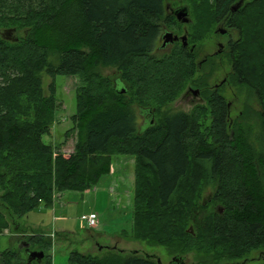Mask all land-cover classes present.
I'll list each match as a JSON object with an SVG mask.
<instances>
[{"label": "trees", "instance_id": "16d2710c", "mask_svg": "<svg viewBox=\"0 0 264 264\" xmlns=\"http://www.w3.org/2000/svg\"><path fill=\"white\" fill-rule=\"evenodd\" d=\"M167 1L0 0V231L14 225L25 233L16 218L51 207L55 194L92 189L110 173L112 157L124 155L134 158V190L132 231L121 237L164 248L169 264H245L252 254L264 256V0L259 13L249 12L252 25H242L243 44L231 59L237 83L260 107L255 136L237 124L226 131L217 94L208 99L212 110L153 118L191 83L197 45L236 2L186 0L194 19L188 46L173 45L157 60L152 53L163 28L175 32L178 25L165 12ZM244 14L242 6L231 17ZM104 69L117 72L115 78L102 76ZM42 71L81 83L73 128L64 135L76 134L68 156L42 141L57 109L53 83L50 95L42 90ZM133 105L153 119L142 131ZM201 185L214 186L210 202H200ZM45 235L26 236L44 254L35 264H51ZM20 252L2 251L0 264H17ZM68 264L158 263L155 256L100 246L94 255L71 251Z\"/></svg>", "mask_w": 264, "mask_h": 264}, {"label": "rangeland", "instance_id": "374dc122", "mask_svg": "<svg viewBox=\"0 0 264 264\" xmlns=\"http://www.w3.org/2000/svg\"><path fill=\"white\" fill-rule=\"evenodd\" d=\"M261 1L263 0H246L245 5H243L245 17L239 16L234 20L230 16L231 20L229 21L235 27V32L232 35L234 43L231 53L229 50L216 52V42L223 39L215 33L216 22L213 23L210 33L197 45L194 61L196 72L193 74L191 83L185 86L173 102L159 108L157 115L153 116L155 120L170 110H181L191 115L198 107L211 108L208 99H210L217 88L219 94H222L225 98L224 100L230 104L227 120L229 127L237 124L249 135L255 136L258 134L260 130V124L257 119V112L260 109L259 104L255 94L250 89L242 84H237L236 75L232 72L231 59L234 60V57L238 54L239 45L243 44L244 29L242 25L248 22V25H252L248 14L251 11L259 13L260 9L256 8ZM166 4L172 10L179 6L187 8L189 22L187 24L178 22L177 27L174 26L175 32L166 28H163V31H171L175 36H183L184 31L188 33V27L194 23V19L186 5L187 1L168 0ZM253 6H256L255 9ZM200 18L203 19L204 16ZM253 31H257L256 25ZM249 35V33L245 34V39ZM172 47L167 52L154 51L152 55L158 60L163 55L169 54ZM48 60L51 64L57 63V57L52 54L49 55ZM250 66L253 68L255 65L251 64ZM100 73L102 76L112 75L113 79L117 72L104 69L100 70ZM38 77L41 80L42 90L46 96L50 95V85L53 83L54 97L57 103L53 124L49 133L42 137V141L47 145L55 146L58 152L68 156L74 149L76 134L72 132L68 138H65L64 135L73 128L71 118L76 113V88L80 86V80L78 76L65 75H56L51 78L45 71L40 72ZM190 90H197L198 94L194 96ZM132 109L137 117L138 128L151 120L149 114L138 110L135 105L132 106ZM141 115L145 116V118L141 117ZM204 121V125H210L209 116ZM141 129L143 130L144 128ZM228 129L227 131H229ZM208 130L207 128L204 129L205 132ZM201 187L200 202L206 203L208 202V197L212 196V192L215 189L214 186L201 185ZM133 190L134 158L114 155L110 173L103 176L92 189L83 193L67 191L60 193L58 197L55 194L51 207L39 206L24 216L16 218L15 221L25 233H17L18 231L14 230V225H9L8 228L0 231V253L8 249H18L21 252L20 261L17 264H28V252H38V250L27 244L26 236H31L35 233H45L44 237L51 239V247L46 251V255L50 256L51 264H68V256L71 251L94 255L100 246L115 247L127 252L137 251L140 255L157 257L160 264H169L171 256L167 254L164 248L150 247L129 237H121L122 232L130 234L132 231ZM212 208L214 211H218L219 206ZM221 212L222 210L220 209L219 213ZM90 213H94L97 216V224L91 229L87 228L80 220L82 215ZM50 233L51 235H49ZM24 235L25 237H22ZM24 250L26 251L24 252ZM249 258L252 261L245 264H260L264 262V256L258 253L250 255ZM187 264H190L189 260Z\"/></svg>", "mask_w": 264, "mask_h": 264}, {"label": "flooded vegetation", "instance_id": "af4514ba", "mask_svg": "<svg viewBox=\"0 0 264 264\" xmlns=\"http://www.w3.org/2000/svg\"><path fill=\"white\" fill-rule=\"evenodd\" d=\"M242 1V2H241ZM245 1L246 0H237L236 2H233L232 4H231V6H230V11H229V13H231V15L233 14V13H235L236 11H238L243 5H245ZM237 4H240L239 5V7L236 9V10H234V11H232V8L233 7H235ZM166 6H165V12H166V14L167 13H170L169 15H171L172 17H174V19H175V21L178 23V22H180V21H178L177 20V17H176V11L177 10H179V9H182V8H185V7H178V8H175V9H173L172 10V8L170 9L169 7H168V5L167 4H165ZM231 15H227L224 19H222V20H220V21H215L216 22V28H215V33H217L219 36H220V38H222L223 40L222 41H219V42H216V47H217V51L216 52H219V51H221V52H225L226 50H229V52L231 53V48H233V43H234V40H233V38H232V35H233V32H235V27H233V25L231 24V22L229 21V20H231V18H230V16ZM230 18V19H229ZM183 24V23H182ZM185 30V29H184ZM167 32H170V33H172L171 31H167V30H164L161 34H160V36L158 37V39H157V41H156V44H155V48H154V51H156V52H160V53H162V52H167L169 49H170V47L171 46H173V45H182V42L178 39L177 41H175V42H173V43H166V44H163V39H162V36L165 34V33H167ZM185 33H186V31H184V34L183 35H185ZM173 34V33H172ZM174 35V34H173ZM175 36V35H174ZM178 38H180L181 36H179V35H176ZM187 37V36H186ZM188 46V43H187V45L186 46H182V47H187ZM191 48H193V47H191ZM215 54V53H214ZM209 56H211V55H209ZM209 56H207V57H209ZM206 57V58H207ZM203 60V59H202ZM204 61H206L205 59H204ZM233 63V62H232ZM231 66H232V64H231ZM237 82V81H236ZM238 84V83H237ZM213 94H217L220 98H222L223 100L225 99L223 96H222V94H219V92H218V90H217V88H216V90H214V93ZM224 107H225V121H227L228 120V117H229V111H230V104L228 103V102H226L225 100H224ZM143 112V111H142ZM144 114V113H143ZM147 114V113H146ZM141 117H143V115H141ZM143 118H145V116L143 117ZM148 123H150V124H152V120H149V121H147L146 123H144L143 125H141L138 129H139V131H142V129L141 128H145V126H146V124H148ZM230 126V125H229ZM229 126H227V128H229ZM227 128H226V131H227ZM232 135V134H231ZM211 196V195H210ZM211 199H212V196L211 197H208V202H210L211 201ZM216 206H218V205H216ZM41 261H37V260H34V261H32L30 264H34V263H40Z\"/></svg>", "mask_w": 264, "mask_h": 264}, {"label": "water", "instance_id": "95a60500", "mask_svg": "<svg viewBox=\"0 0 264 264\" xmlns=\"http://www.w3.org/2000/svg\"><path fill=\"white\" fill-rule=\"evenodd\" d=\"M242 2V1H241ZM240 4H237L235 7L232 8V11L236 10L239 7ZM176 17L177 20L180 21L183 24H187L189 22L188 19V12L186 8H182L176 11ZM163 44L166 43H173L177 41L178 39L182 42V46L187 45V37L186 35L181 36L178 38L177 36H174L172 33L167 32L162 36ZM193 48H190V51H192ZM124 90H122L123 92ZM191 93L196 96L198 94L197 90H190ZM44 254L43 252L39 251H31L28 252V260L27 263L30 264L32 261L37 260L38 262L42 260ZM157 263L160 264L159 260L157 259Z\"/></svg>", "mask_w": 264, "mask_h": 264}, {"label": "built area", "instance_id": "2783aa9c", "mask_svg": "<svg viewBox=\"0 0 264 264\" xmlns=\"http://www.w3.org/2000/svg\"><path fill=\"white\" fill-rule=\"evenodd\" d=\"M80 220L86 225L87 228H93L97 224V216L93 213L82 215Z\"/></svg>", "mask_w": 264, "mask_h": 264}, {"label": "crops", "instance_id": "0c3cea01", "mask_svg": "<svg viewBox=\"0 0 264 264\" xmlns=\"http://www.w3.org/2000/svg\"><path fill=\"white\" fill-rule=\"evenodd\" d=\"M85 192H86V191H85ZM59 195H60V194H57V197H58ZM50 234H51V233H50ZM50 234H49V235H50Z\"/></svg>", "mask_w": 264, "mask_h": 264}]
</instances>
